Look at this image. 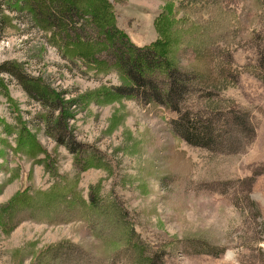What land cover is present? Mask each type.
Wrapping results in <instances>:
<instances>
[{
    "label": "rangeland",
    "instance_id": "374dc122",
    "mask_svg": "<svg viewBox=\"0 0 264 264\" xmlns=\"http://www.w3.org/2000/svg\"><path fill=\"white\" fill-rule=\"evenodd\" d=\"M111 1L135 45L167 32L187 72L209 58L240 70L212 95L248 112L254 136L239 152L188 144L174 112L114 95L127 79L111 54L80 55L23 0H0V264H264V81L246 67L264 56V0ZM170 14L179 37L157 24ZM126 225L152 261L126 245Z\"/></svg>",
    "mask_w": 264,
    "mask_h": 264
},
{
    "label": "trees",
    "instance_id": "16d2710c",
    "mask_svg": "<svg viewBox=\"0 0 264 264\" xmlns=\"http://www.w3.org/2000/svg\"><path fill=\"white\" fill-rule=\"evenodd\" d=\"M23 3L24 9L33 20L39 22L54 40L61 41L68 49L90 57H95L98 53L105 58L111 54V62L122 70L127 79L125 84L114 88V95L138 97L147 103L162 105L174 112L175 117L169 120L172 130L188 144L221 152H239L244 147L242 144H236L239 138L245 136L250 139L254 136L255 127L248 112L237 107L234 101L222 105L220 100L212 95L221 87L226 89L233 85L225 86L230 77L234 80L235 76L240 74V70L233 68L229 72V69L224 67L210 68V61L213 59L209 58L204 59L209 61L206 73L200 69L187 72L186 68L179 65L177 54L172 48V34L167 32H162L150 44L135 45L128 34L117 25V16L111 0H23ZM178 20L174 14H170L164 20L158 19L157 24L169 25L168 22H172L175 34L179 37L181 33L176 28ZM159 31H162L161 28ZM95 58L93 60L99 59ZM246 67L254 77L264 81V56L258 64ZM13 68L20 72L15 66ZM147 72H156L158 77L148 76ZM31 79V85L39 91L38 82ZM42 92L47 98L56 97L47 87ZM209 96L211 98L208 99ZM65 114L67 110L64 108L63 113L56 117L54 124L60 125L59 130L65 129V118L70 116ZM228 124L238 127V131L236 137L231 136L235 141L228 140L224 144L220 142L219 136L225 131L223 127ZM76 197V201L83 203L85 208L92 205L91 199L88 203ZM133 234L134 229L127 226L124 238L126 245H132L135 256L143 257L145 263L152 261V257L144 258V253L139 248L140 242L133 238ZM132 242L134 244H131Z\"/></svg>",
    "mask_w": 264,
    "mask_h": 264
}]
</instances>
